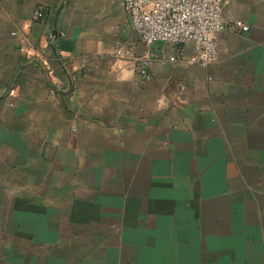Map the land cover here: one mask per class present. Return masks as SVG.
<instances>
[{"label":"crops","instance_id":"1","mask_svg":"<svg viewBox=\"0 0 264 264\" xmlns=\"http://www.w3.org/2000/svg\"><path fill=\"white\" fill-rule=\"evenodd\" d=\"M223 17L204 68L124 0H0V264H164L173 229L176 264H264V0ZM117 47L153 58L111 74Z\"/></svg>","mask_w":264,"mask_h":264},{"label":"built area","instance_id":"2","mask_svg":"<svg viewBox=\"0 0 264 264\" xmlns=\"http://www.w3.org/2000/svg\"><path fill=\"white\" fill-rule=\"evenodd\" d=\"M229 3L230 0H124V8L147 48L156 42L169 43L176 49L170 60L177 61L184 57L186 45L192 43L189 63L206 68L218 57V34L225 28L223 12ZM42 17L43 12L38 10L35 19ZM234 24L242 32L249 30L240 20ZM29 33L27 24L12 34L20 38L25 56L38 58L47 67L41 53L30 46ZM152 58L149 52L137 57L130 49L117 47L110 73L116 74L125 62L140 61L147 68ZM142 74L146 75V69Z\"/></svg>","mask_w":264,"mask_h":264},{"label":"rangeland","instance_id":"3","mask_svg":"<svg viewBox=\"0 0 264 264\" xmlns=\"http://www.w3.org/2000/svg\"><path fill=\"white\" fill-rule=\"evenodd\" d=\"M146 230V229H144ZM123 229L119 230L120 234L123 233ZM170 234H171V242L169 244H165V255L168 256V260L165 261L164 260V264H176V260H175V243L174 241L176 240L177 237V231L175 229L170 230ZM173 240V243H172ZM140 246L143 249H138V255L139 257H141L144 254H150L148 257H146L144 260H141L138 257H135V259L132 261V263L134 264H162L160 257L161 254L157 252H159L161 250V246L157 245L156 243L154 244H140ZM97 246H90V252H92V250L94 248H96ZM101 248H103V246H100ZM152 252V254L150 253ZM126 261H123L122 264H125Z\"/></svg>","mask_w":264,"mask_h":264},{"label":"water","instance_id":"4","mask_svg":"<svg viewBox=\"0 0 264 264\" xmlns=\"http://www.w3.org/2000/svg\"><path fill=\"white\" fill-rule=\"evenodd\" d=\"M60 9H61V8H59V10H58V12H57V15L59 14ZM56 33H57V28L55 27V29H54V31H53V34H56Z\"/></svg>","mask_w":264,"mask_h":264}]
</instances>
